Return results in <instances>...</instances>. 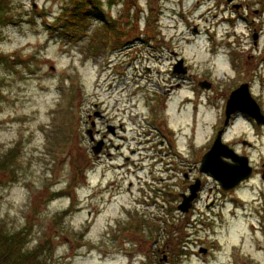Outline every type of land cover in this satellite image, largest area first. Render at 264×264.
I'll use <instances>...</instances> for the list:
<instances>
[{
    "label": "rangeland",
    "instance_id": "obj_1",
    "mask_svg": "<svg viewBox=\"0 0 264 264\" xmlns=\"http://www.w3.org/2000/svg\"><path fill=\"white\" fill-rule=\"evenodd\" d=\"M100 1L102 18L66 39L51 27L64 24L62 0H0V157L18 149L12 173L0 170L3 232L22 233L23 253L42 246L43 264H264L262 175L222 191L198 170L233 90L250 84L264 108V35L258 54L251 38L252 28L264 34V0H244L245 9L234 0ZM109 17L124 31L117 47L103 34ZM173 53L189 73L166 76L162 59ZM148 105L177 144L172 156L151 151L152 166L137 144ZM99 111L107 126L127 124L118 151L96 140ZM225 128L233 148L254 145L250 165L259 169L264 129L240 116ZM194 176L197 198L181 213Z\"/></svg>",
    "mask_w": 264,
    "mask_h": 264
},
{
    "label": "flooded vegetation",
    "instance_id": "obj_2",
    "mask_svg": "<svg viewBox=\"0 0 264 264\" xmlns=\"http://www.w3.org/2000/svg\"><path fill=\"white\" fill-rule=\"evenodd\" d=\"M242 1H244V0H234L230 4V6L232 8H236L235 6L240 7V8H243V9L248 8L249 7V4L242 3ZM236 4H238V5H236ZM175 6H177L178 8H180L181 7V4L180 3L177 4V5L175 4ZM240 20H242V17H241ZM227 22H228V20H227ZM235 22H236V20L234 21V24L232 26H236V23ZM232 30L235 31V29H232ZM252 32L253 33L251 34V38L253 37V35H255L257 37L256 46H254V48H255L254 49V52L256 54H258V51H257L258 48L257 47L259 46L260 41L262 40V37H263L264 34L261 32V30H258V32H257V29L256 28H252ZM142 43L144 44V41H142ZM263 58H264V56L262 57V59H260V62L263 61ZM179 61H182V66L179 64ZM162 62H163V64L166 63V65L163 67V64H162V67H160V68H162L163 70H165L167 72L166 76H168L170 78H174L176 75H179V71H177V69H179V68L182 69L184 67V72H187V73L190 72V67L188 65H187L188 67L187 66H183L184 59H182V58L179 59L177 53H173L172 55L168 56L166 59H162ZM257 67H258L257 68V71L258 72H259V70H262L264 72V63L261 64L260 66L258 64ZM157 70L159 71V68ZM262 79H264V75H262ZM194 83H195V81H194ZM196 84H197V82H196ZM242 84H247L248 87H249V91L251 93V90H250L251 89V87H250L251 85L248 84V83H245V82L242 83ZM171 86H173V85L171 84ZM166 91L167 92H169V91L171 92L170 87H168V90H166ZM251 95L254 98V100L257 103V105L259 106L260 113H261V115L264 118V108L262 106L260 97L257 94L254 95V94L251 93ZM187 101H190V100L187 99ZM226 102H227V100L225 101L224 105L222 106V112H221L222 120L223 121H221V125L219 127H216L215 128V136L218 134V132H221L222 130H223V134H224V132L226 130V128L224 127V123L227 120V116L225 114ZM94 107H100V106L98 104H95ZM102 112H104V111L101 110V113ZM147 112H148V115L147 116H149L150 119H148L147 121L144 122L145 128L144 127H141L142 128L141 133L143 134V136L140 137V139L138 140V143L137 144L143 145V147L145 148L144 151H147V153L150 152L152 158H149L150 159L149 160V163H150V166H152L155 163V159L156 158H153L154 156L152 155L151 151L157 152V154H162L163 152H165L166 154H170L172 156V155H175L176 154V152H175L176 149L175 150H170L171 148L169 146H171V143H175V145H177V144H176V140H175V142H172L171 141V140L174 139L173 136L175 134L172 132V128H170V125H168L169 124L168 123L169 121L167 122V120H163V121L160 120L158 122H155V124H153L154 123V118L152 117V114L155 112V108L152 105H148L147 106ZM166 112H168V111H166ZM99 115H98V118L95 119V122L92 123V126L95 127V128H97V130L95 132L96 133V137H97L96 140L99 139V138H100L99 140H102L101 141L102 147L99 144L97 146V149L100 151L101 148L103 149V147L107 144V145H110V148L112 150L115 149L116 151H118L124 145H127V139H126V136H125V129L127 127V124L119 123L115 127L114 126H107L106 122L105 121H102L105 116L103 117L100 114V111H99ZM239 116L241 118L245 117L246 119H248L251 122V125L253 126V128L255 129V131L258 132V130L264 129V125L263 126H258L254 120H252L248 116L242 114L241 112H236L233 115H231L229 117V119H228V124H231V122L236 117H239ZM167 119H169V115L168 114H167ZM145 124L148 125V126H146ZM134 128L136 129L137 127H134ZM151 135H152V137H151ZM214 138L215 137H213V139L210 140V146L208 147V149H206L204 151L203 155L210 149V147H211V145L213 143ZM243 142L245 143L246 147L245 148L244 147H241L243 149L242 152L239 149L233 148L230 144H227V145L230 146L238 154V156L247 158L249 166L253 169V174L256 173L255 175H262V177H264V170H262V169H264V164H261V167L259 169L254 168L253 166L250 165V163L252 161L250 160V154H249L248 151H251V149H253L254 145H252L251 143L247 142L244 139H242L240 141V145ZM96 143H98V142H96ZM99 147H101V148H99ZM108 149L109 148L106 147V150H108ZM130 153L133 154V151H131ZM178 153H180V152H178ZM202 157H201V159H202ZM129 159H130V157H125L124 158V160L126 161L125 164H127V162L129 161ZM198 165H199L198 166V170H199L200 163ZM173 168H171V169H173ZM190 170L191 169H188V171H190ZM195 180H197V177H195L194 181ZM187 192H188V190H187ZM178 195H180V194H178ZM180 196H181V200H182L183 199L182 197L185 196V194H181Z\"/></svg>",
    "mask_w": 264,
    "mask_h": 264
},
{
    "label": "water",
    "instance_id": "obj_3",
    "mask_svg": "<svg viewBox=\"0 0 264 264\" xmlns=\"http://www.w3.org/2000/svg\"><path fill=\"white\" fill-rule=\"evenodd\" d=\"M180 64H182V61ZM198 86L201 89L209 90L211 84L201 82ZM236 112H241L250 117L259 126L264 125V118L260 114L258 105L251 98L248 85L246 84L241 85L238 89L230 93L226 102L225 114L227 120L224 123V127L227 126L229 117ZM222 132L223 130L219 132L209 151L203 155L199 172L210 175L223 191H230L250 179L253 170L248 165L247 158L238 156L227 145L222 144ZM94 151L97 152V150ZM198 190L199 181H196V185L189 188L190 194L182 197V202L178 206V210L181 213H187L189 211L192 202L197 197ZM201 252L205 253L206 250H201Z\"/></svg>",
    "mask_w": 264,
    "mask_h": 264
},
{
    "label": "trees",
    "instance_id": "obj_4",
    "mask_svg": "<svg viewBox=\"0 0 264 264\" xmlns=\"http://www.w3.org/2000/svg\"><path fill=\"white\" fill-rule=\"evenodd\" d=\"M2 5L0 3V24L3 25L4 16L1 14ZM103 3L100 0H62V10H61V22L64 24L61 26L58 24L59 21L52 23L53 31L57 33L60 32L62 37L66 39H72L76 36V31L74 30L75 25H84L87 21L91 19H101L103 12ZM108 23L105 24L103 34L107 36L109 33L114 34L113 45L117 47L120 44V37L124 35V31H118L116 29L117 25L115 20H111L109 17ZM76 29V28H75ZM106 40H104L105 42ZM145 43V40H143ZM107 44L105 42L103 50L107 49ZM111 48V45H110ZM6 58L0 52V61ZM18 157V149L9 151L4 158L0 157V170L5 172H10L7 170L8 164H16ZM60 193L57 192L53 194V197H59ZM72 190H69L68 195H71ZM67 213L63 211L59 217H64ZM24 243V237L21 232H16L13 235H8L3 232L0 226V264H43L38 261V254L42 251V246L33 250L32 252L23 253L21 248ZM183 248L181 249V252Z\"/></svg>",
    "mask_w": 264,
    "mask_h": 264
}]
</instances>
